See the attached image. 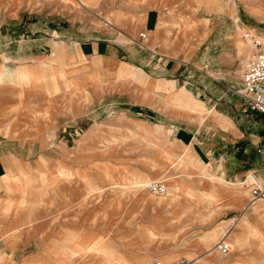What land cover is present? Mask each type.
<instances>
[{"label":"rangeland","instance_id":"1","mask_svg":"<svg viewBox=\"0 0 264 264\" xmlns=\"http://www.w3.org/2000/svg\"><path fill=\"white\" fill-rule=\"evenodd\" d=\"M101 1L0 0V69L4 70L0 139L9 140L8 151L24 155L10 158L0 179V264H15L14 254L24 252L42 255L30 258L27 264H70L74 257L77 264H123L132 255V241L150 255L153 264H264V220L254 214L249 191L244 211L228 202L210 216L202 195L207 184L187 176L179 166L184 159L196 169L199 165L193 147L175 136L172 125L208 132L212 120L200 123L199 112L181 113L169 93L143 84L142 76L149 82L159 80L140 68L132 67V76L119 78L118 71L113 76L100 72L96 62H92L91 73L86 61L68 62L64 69L57 58L49 64L39 58L22 59L29 38L22 33L26 25L40 23L43 16L56 19V13L67 15L74 9L84 11L79 16L83 19ZM191 6L193 17L201 15L204 20L203 27L209 24L205 18L212 14L234 20L235 43L240 54L250 51L247 58L254 52L251 41L264 47V20L239 0H192ZM244 10L253 17H247ZM199 24L193 19L188 26L196 31ZM104 26L105 22L97 24L99 29ZM175 31L178 38L185 33L178 26ZM139 38L144 41L147 37L142 33ZM176 43L183 45L184 39ZM22 69L28 80L13 75ZM74 87L81 92L76 94ZM173 89L176 93L183 90L198 103L204 99L197 100L187 88ZM201 105L204 111L214 113ZM218 117L227 122L224 116ZM167 151L174 160L152 181L150 177L157 175L152 166ZM205 169L215 177L212 168ZM108 172L150 178L140 188L147 199L111 189ZM171 179L190 187L193 199L174 202L168 193L159 197L147 190L151 182L165 185L164 181ZM239 219L246 221L241 232L235 228ZM255 229L258 235L254 237ZM212 232L215 238L208 240V247L193 249L201 238L214 235ZM232 234L241 246L229 244L227 237ZM222 242L228 245L229 253L210 252ZM70 243L73 248L77 244L102 248V257L82 258L77 248L71 252ZM168 246L174 249L168 250Z\"/></svg>","mask_w":264,"mask_h":264},{"label":"crops","instance_id":"2","mask_svg":"<svg viewBox=\"0 0 264 264\" xmlns=\"http://www.w3.org/2000/svg\"><path fill=\"white\" fill-rule=\"evenodd\" d=\"M239 1L254 13L250 10V0ZM191 4L192 0H102L97 7L87 11V16L83 19L79 16L84 11L76 9L67 15L58 12L54 15L56 19L43 16L40 23L24 27L22 33L29 37L26 41L28 45L23 49L24 52L20 49L17 52H22V59L39 58L44 64H49L52 58H57L59 66L66 63L68 65V62L77 64L86 61L92 68L91 73L94 70L92 62H96L100 72L113 76L118 71L119 78L132 76V67L140 68L143 73L157 78L160 82L149 83L143 76L142 81L144 85L148 83L150 90L169 93L173 105L184 115L196 114L197 111L201 115L200 123L206 119L213 121L209 122L211 127L208 132L202 128L192 131L175 127V123L172 125L175 136L179 137L183 144L188 142L196 153L195 161L199 165L197 169L191 166L187 159L182 160L179 166L187 172V176L207 184L202 195L206 198L209 215L215 214L222 204L228 202L244 211L248 194L236 193L233 189L241 185L244 175L249 171H257L259 177L264 179V160L261 158V153L264 152V115L248 111L241 96L236 93L243 87L238 61L247 58L250 51L239 53L235 43L237 29L234 20L230 21L223 14H212L205 18L209 24L203 27L204 20L200 18L201 15L193 17L191 14ZM230 8L233 10L234 5ZM237 12L236 16L240 20L241 14ZM243 12L247 17H253L245 10ZM193 19H196L198 24L201 23L196 31L190 30L188 26L193 23ZM100 22H105L104 28L97 27ZM177 26L185 32L183 36L180 34V38L175 31ZM142 33L147 37L144 41L139 38ZM178 39H184V44H177ZM24 71H14L13 75L21 80H28V73ZM3 75L4 70L0 69V80ZM30 75L32 77V73ZM74 88L76 94L81 92V89L79 91L77 87ZM173 88H187L197 100L204 98L199 102L205 104L211 112L224 116L227 122L214 113L204 111L203 105L183 90L176 93ZM221 124L225 128L221 127ZM1 137L3 136L0 135ZM8 143V139H0V179L5 176L10 158L24 157L13 150L8 151ZM167 152L154 162L152 167L153 171H157V175L150 177L151 180L158 178L173 162L172 154ZM205 167L212 168L215 177L206 172ZM108 173L106 180L111 189L130 191L133 197L139 195L147 199V194L136 187L148 182L150 178H129L118 173ZM164 182L168 196H172L174 202L183 198L187 201L193 199V190L180 181L171 179ZM180 188H183L185 193H180ZM253 212L264 220V203L255 202ZM236 223V230L241 232L246 221L239 219ZM164 224L168 227L171 225L167 221ZM13 231L8 232L7 236ZM252 235H258L256 229ZM235 237V234L227 237L229 244L241 246V242L236 241ZM214 238L215 234L201 238L193 249L199 251L202 247H208V240ZM132 242L129 244L132 255L130 259L126 257L123 264H153L150 255L143 253L136 241ZM68 246L71 252L77 248L82 258L90 255L101 258L103 254L102 248H94L95 245L77 244L73 248L70 243ZM169 247L171 246H168V250ZM173 249L174 246L170 250ZM54 253L57 254L56 251ZM17 254L12 257L17 260L14 261L15 264H27L30 258L42 256L41 253L36 255L24 252L21 256ZM75 259L76 257L70 264H77Z\"/></svg>","mask_w":264,"mask_h":264},{"label":"built area","instance_id":"3","mask_svg":"<svg viewBox=\"0 0 264 264\" xmlns=\"http://www.w3.org/2000/svg\"><path fill=\"white\" fill-rule=\"evenodd\" d=\"M245 38H249V35ZM251 44L254 52L250 57L238 61L243 88L236 93L241 96L250 111L264 115V47L256 41H251ZM261 158L264 160V152L261 153ZM244 178L243 185L251 196L250 204L264 203V179L259 177L255 170L247 172ZM147 190L153 196L167 195V188L161 182L149 184ZM215 250L222 256L230 251L228 245L223 242L217 244Z\"/></svg>","mask_w":264,"mask_h":264},{"label":"bare ground","instance_id":"4","mask_svg":"<svg viewBox=\"0 0 264 264\" xmlns=\"http://www.w3.org/2000/svg\"><path fill=\"white\" fill-rule=\"evenodd\" d=\"M242 1V0H241ZM245 1V0H244ZM251 1V5L250 6V10L253 11L258 17H260L261 19L264 20V0H250ZM245 5V4H244ZM248 5V4H247ZM122 67V66H121ZM3 72V71H2ZM31 76V75H30ZM33 77V76H32ZM150 83V82H149ZM148 84V83H147ZM76 89V88H75ZM74 91V90H73ZM168 153V152H167ZM169 154V153H168ZM166 157V156H165ZM170 158V157H169ZM163 160V159H162ZM166 162H169V161H166ZM165 162V163H166ZM192 170V169H191ZM109 174V173H108ZM193 174V173H192ZM125 176V175H124ZM127 177V176H125ZM114 180V179H112ZM124 180V179H123ZM153 181V180H152ZM111 181H108V183H110ZM155 182V181H154ZM154 182H151V183H154ZM147 182H145L144 184H141V185H138V187H136L137 189L138 188H141L142 186L144 187V185H146ZM149 183V184H151ZM173 183V182H172ZM147 184V186L149 185ZM171 185V184H170ZM172 186V185H171ZM176 186V185H175ZM134 188V187H133ZM234 191H236V193H241V194H244L246 195L248 189L243 185L241 186H237L236 189H233ZM170 191V190H169ZM180 193H185L184 189L183 188H180L179 190ZM146 194V193H145ZM182 195V194H181ZM147 196V195H146ZM241 196V195H240ZM245 197H243L244 199ZM184 199V198H183ZM242 199V198H241ZM232 201V200H231ZM237 201V200H236ZM241 201V200H239ZM216 202V201H215ZM240 203V202H239ZM246 203V202H245ZM216 204V203H215ZM218 204V203H217ZM237 204V203H236ZM223 205V204H222ZM215 206V205H214ZM216 207V206H215ZM241 207V206H240ZM264 213V212H263ZM237 228V227H235ZM262 237V236H261ZM77 246V245H76ZM82 246V245H81ZM94 256V255H92ZM96 256V255H95ZM94 256V258H95ZM215 256V255H214ZM99 257V256H98Z\"/></svg>","mask_w":264,"mask_h":264}]
</instances>
